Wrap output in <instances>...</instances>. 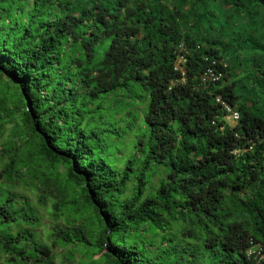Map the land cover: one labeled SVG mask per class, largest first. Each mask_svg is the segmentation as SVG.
I'll use <instances>...</instances> for the list:
<instances>
[{
	"label": "trees",
	"instance_id": "trees-1",
	"mask_svg": "<svg viewBox=\"0 0 264 264\" xmlns=\"http://www.w3.org/2000/svg\"><path fill=\"white\" fill-rule=\"evenodd\" d=\"M61 250L264 264V0H0V264Z\"/></svg>",
	"mask_w": 264,
	"mask_h": 264
},
{
	"label": "built area",
	"instance_id": "built-area-1",
	"mask_svg": "<svg viewBox=\"0 0 264 264\" xmlns=\"http://www.w3.org/2000/svg\"><path fill=\"white\" fill-rule=\"evenodd\" d=\"M180 54L175 63V69L181 71L183 74L185 73V69L183 68L184 63L187 61L186 53H188L187 47L184 44L180 45ZM228 67V63L223 59H214L211 63L204 69L201 73L202 83L220 81L226 75V68ZM223 106L225 110L228 112V119L231 122L236 123L240 118V113L233 106H231L227 102H223ZM235 152H238L236 150Z\"/></svg>",
	"mask_w": 264,
	"mask_h": 264
},
{
	"label": "rangeland",
	"instance_id": "rangeland-1",
	"mask_svg": "<svg viewBox=\"0 0 264 264\" xmlns=\"http://www.w3.org/2000/svg\"><path fill=\"white\" fill-rule=\"evenodd\" d=\"M11 124H9L8 125V127L10 126ZM9 128L7 129V131H6V133H5V136L7 137V136H9ZM131 137H129V139H130ZM130 143V142H129ZM120 146H122V145H120ZM61 170H63V168H61ZM158 179V177L156 176L155 177V180H157ZM28 194L32 197V198H34L33 197V195H32V193L30 192V191H28ZM47 223H48V221H47ZM48 227H50L49 225H48ZM41 229L43 230V227H41ZM62 251V250H61ZM61 251H59L58 253V255L56 256V258H55V260H54V262H55V264H72L67 258H66V255H65V251H62V253L60 254V252ZM96 257H98V256H96ZM79 259H80V254L79 253H77V255H76V262H78L79 261ZM84 264H87V263H84Z\"/></svg>",
	"mask_w": 264,
	"mask_h": 264
}]
</instances>
